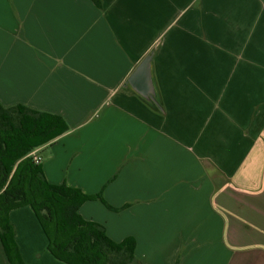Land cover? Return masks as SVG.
Returning <instances> with one entry per match:
<instances>
[{
	"label": "crops",
	"instance_id": "1",
	"mask_svg": "<svg viewBox=\"0 0 264 264\" xmlns=\"http://www.w3.org/2000/svg\"><path fill=\"white\" fill-rule=\"evenodd\" d=\"M101 1L0 0V102L69 126L31 152L45 177L129 204L79 213L144 264H264V0ZM150 53L155 101L127 84ZM8 216L25 264H68Z\"/></svg>",
	"mask_w": 264,
	"mask_h": 264
},
{
	"label": "trees",
	"instance_id": "2",
	"mask_svg": "<svg viewBox=\"0 0 264 264\" xmlns=\"http://www.w3.org/2000/svg\"><path fill=\"white\" fill-rule=\"evenodd\" d=\"M101 8V0H91ZM153 107L156 108L154 103ZM69 129L56 113L24 104L4 106L0 102V240L9 264H25L15 241L9 211L30 206L48 240V249L68 264H144L135 256L133 236L111 239L100 223L85 219L79 207L87 200H100L108 209L120 211L129 204L113 207L102 193H84L66 183H52L42 164L31 152ZM115 175L108 179L109 183ZM178 258L175 264H178Z\"/></svg>",
	"mask_w": 264,
	"mask_h": 264
},
{
	"label": "water",
	"instance_id": "3",
	"mask_svg": "<svg viewBox=\"0 0 264 264\" xmlns=\"http://www.w3.org/2000/svg\"><path fill=\"white\" fill-rule=\"evenodd\" d=\"M151 59L152 53L146 55L141 60V62L128 77L127 84H129L136 93L145 99L155 101L154 89L150 76Z\"/></svg>",
	"mask_w": 264,
	"mask_h": 264
},
{
	"label": "built area",
	"instance_id": "4",
	"mask_svg": "<svg viewBox=\"0 0 264 264\" xmlns=\"http://www.w3.org/2000/svg\"><path fill=\"white\" fill-rule=\"evenodd\" d=\"M31 154H32V156H33L34 161H35L36 163H39V162H40V157H39L38 155H36V154H33V153H31Z\"/></svg>",
	"mask_w": 264,
	"mask_h": 264
}]
</instances>
